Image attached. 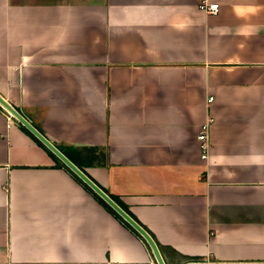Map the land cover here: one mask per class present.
Instances as JSON below:
<instances>
[{"label": "crops", "instance_id": "obj_1", "mask_svg": "<svg viewBox=\"0 0 264 264\" xmlns=\"http://www.w3.org/2000/svg\"><path fill=\"white\" fill-rule=\"evenodd\" d=\"M211 1L0 0V93L166 264H264V0ZM0 264L159 262L2 106Z\"/></svg>", "mask_w": 264, "mask_h": 264}, {"label": "water", "instance_id": "obj_2", "mask_svg": "<svg viewBox=\"0 0 264 264\" xmlns=\"http://www.w3.org/2000/svg\"><path fill=\"white\" fill-rule=\"evenodd\" d=\"M0 104L12 113L19 121L26 125L39 139H41L57 156L70 166L85 182H87L100 196L114 207L126 220H128L147 240L159 264H166L161 249L152 235L134 219L122 206H120L105 190H103L87 173L68 158L44 133H42L19 109L11 104L0 93Z\"/></svg>", "mask_w": 264, "mask_h": 264}, {"label": "trees", "instance_id": "obj_3", "mask_svg": "<svg viewBox=\"0 0 264 264\" xmlns=\"http://www.w3.org/2000/svg\"><path fill=\"white\" fill-rule=\"evenodd\" d=\"M0 107H2L0 105ZM22 128L28 132L34 139L41 144L46 150L54 157L56 160V164L61 167L66 168L68 171L72 173V175L80 182L84 187L89 190L110 212H112L125 226L134 231L138 236L143 238L145 242L150 247L149 243L145 239V237L128 221L126 220L114 207H112L100 194H98L87 182H85L70 166H68L65 162H63L57 154H55L41 139H39L26 125H24L21 121H19ZM40 130V129H39ZM41 131V130H40ZM42 132V131H41ZM43 133V132H42ZM57 147L68 157L70 158L76 165H78L85 173H87L103 190H105L120 206H122L134 219H136L155 239L159 247H161V242L158 240L156 235L148 228L146 224H144L134 212L130 209V207L118 196L110 192L106 187H104L100 182H98L94 177H92L83 167L79 156L81 155V150L75 146H68L63 144H56ZM95 149V148H94Z\"/></svg>", "mask_w": 264, "mask_h": 264}, {"label": "built area", "instance_id": "obj_4", "mask_svg": "<svg viewBox=\"0 0 264 264\" xmlns=\"http://www.w3.org/2000/svg\"><path fill=\"white\" fill-rule=\"evenodd\" d=\"M200 7L203 8L205 11L208 13H218L220 11V4L218 2H214L211 0H199ZM12 113H10V118H12ZM209 128H210V122H206L203 124L199 138L201 141V145L203 148V157L206 158L208 156V149L210 147V133H209Z\"/></svg>", "mask_w": 264, "mask_h": 264}]
</instances>
